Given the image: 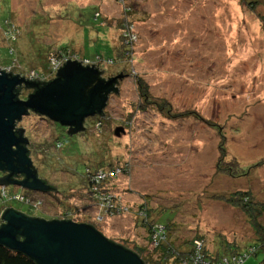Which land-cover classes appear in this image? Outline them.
Returning a JSON list of instances; mask_svg holds the SVG:
<instances>
[{"label":"rangeland","instance_id":"1","mask_svg":"<svg viewBox=\"0 0 264 264\" xmlns=\"http://www.w3.org/2000/svg\"><path fill=\"white\" fill-rule=\"evenodd\" d=\"M79 1L0 0V65L16 62L14 70L22 74L46 73L50 47L70 45L92 60L101 54L105 79L121 75L108 95L100 128L95 115L74 134L34 111L23 117L18 125L30 140L33 163L57 190L28 192L43 200L44 209L22 201L8 207L45 218L69 208L71 220L91 217L107 237L148 248L145 228L132 211L100 224L92 193H86L88 169L129 161L130 171L115 179L119 188L111 191L120 192L129 205L147 200L153 211L165 207L155 216L161 225L175 224L177 244L198 232H206L210 249L218 250L224 237L250 244L256 227L223 197L250 190L264 203V0L256 7L247 0ZM128 7L135 9L137 36L127 40L128 59L118 57L109 65L105 60L116 56L110 42L120 43ZM7 18L16 19L23 35L21 43H13V53L4 34ZM138 78L148 85L151 102L142 96ZM30 91L25 89L24 96ZM180 112L189 114L171 118ZM117 127L125 129L120 136ZM56 137L62 146H56ZM219 162L240 167L243 175L219 170ZM263 258L259 252L245 264Z\"/></svg>","mask_w":264,"mask_h":264},{"label":"water","instance_id":"2","mask_svg":"<svg viewBox=\"0 0 264 264\" xmlns=\"http://www.w3.org/2000/svg\"><path fill=\"white\" fill-rule=\"evenodd\" d=\"M66 62L42 87L0 69V166L5 163L9 170L26 173L33 179L24 185L28 188L42 190L47 186L32 168L28 149L21 144L25 141L14 131L16 121L33 110L62 126L73 127L69 129L71 134L84 131L85 119L104 110L109 93L121 78H103L99 65ZM20 84L36 90L26 100L18 99L15 88ZM123 132V127L115 130L117 136ZM5 209L0 215L4 221L0 225V244L27 254L37 264H145L136 252L110 240L91 224L34 218L11 206Z\"/></svg>","mask_w":264,"mask_h":264},{"label":"trees","instance_id":"3","mask_svg":"<svg viewBox=\"0 0 264 264\" xmlns=\"http://www.w3.org/2000/svg\"><path fill=\"white\" fill-rule=\"evenodd\" d=\"M247 2L249 3L250 6L256 7L261 2V0H247ZM128 8L127 10H125V13L129 15L127 17L128 20L121 21V25L119 27L120 37H121V41H119L120 43H118L117 45L114 43H111L108 38V34L106 33L107 34L106 38L108 39L107 41L110 42L111 47L116 51L115 57L112 56L105 60L109 65H112L115 62H117L118 57H123L122 58L123 61H126L128 59L130 47L128 44L126 45V43L130 36H126L124 32L126 31V29H128V24H134L133 23L134 20L132 19V17H133V13L135 10L133 8H131V10H128ZM97 13H99V15H97ZM97 16H101V13L98 10L95 11V17L97 18ZM102 23L105 24L104 22ZM20 28H21L20 25L16 23V19L15 20H12L9 18L5 19L4 34L6 36V40L10 44L11 53L15 51V48L13 47V43L15 44L17 42L21 43L22 41L21 36L23 37V35H21L22 33H21ZM10 35H16V37L13 39L12 36ZM71 53H75L77 55V59L82 65H83L82 62L85 59H88L90 63L84 64V66L94 64L97 66L99 65L98 68H100V60L102 58L101 54H97V58L95 60H92L86 56L80 55L78 50H76L70 45L60 46V47L51 46L47 54L48 55L47 64H49L52 56L53 57H59V56H64V55L69 56ZM1 65H0L1 67H6V66L16 67L17 66L16 62H13L11 64H1ZM44 72L46 73H41L42 78L33 79V80L27 77V74H29L30 71L26 73L24 72V74L17 72V71L16 73L9 72V74L19 75L20 77H24L28 79L30 82L38 83L39 86L42 87L43 85H45L47 82H49L52 79L51 75L47 76V74H50L53 71L47 69ZM137 82L140 88V92L142 96L144 97V99L146 100V102H151L149 101L150 93L148 91V87H147L148 85L145 83V81L142 78H138ZM21 88L22 87H18L15 91L17 98H20ZM24 88L29 89L32 92L36 90L35 88L30 87L28 85H26ZM159 105H160L161 110H164L166 108L165 105H167V102L164 101L163 103ZM167 112L168 114H171L170 109H168ZM186 114H189V112H180L177 114H173L171 115V118H175L177 116L182 117ZM104 116H105L104 111H102L99 115L97 114V118L98 117L100 118L98 123H101L100 125L102 126H103ZM97 124H96V128H100V125L98 126ZM60 140L61 139L59 137H56V140H55L56 146L63 145V143ZM220 149L222 150L220 159L223 160V158L224 159L226 158L225 149L222 145ZM28 154L30 155V151H28ZM235 162L238 164L237 160H235ZM110 165L113 166L114 163H111ZM107 166H109V164L101 165L92 170L87 168L88 169L87 177L89 179V181H86L88 184V188L86 192L87 194H89V190L91 189L90 188L91 187V182H90L91 176L89 175V173L96 174L101 167H107ZM234 167L235 166H233L232 164L225 165L222 162L218 163L219 170L227 172L235 177L242 176L243 174H240L239 170L242 172L244 170L241 169L240 167L238 168H234ZM106 185H107L108 190L119 188L118 186H115V179L111 181H106ZM55 196L58 197L57 194ZM223 199L228 204H232L235 207H239L245 213V215L248 216V219L251 221L253 226L256 227V236L254 237L253 240L250 241V244H248L247 246L240 245L238 241H236L237 239H235V241L234 240L229 241L227 237H224L226 239H222V238L220 239L222 244L218 243V247H219L218 250L215 249V246H213L214 248L210 249V245H208L206 241V236H205L206 232H202L203 234L198 232L194 236V238L186 239L180 244H177L175 240L173 239V233L177 229V227L175 226L174 223H171V221H168V223L165 224L166 236L164 238H160L159 236L155 238L153 237L154 233L158 231V229L155 227V224L160 223L159 221L161 219V217L160 219H157L156 216L162 213L165 207L160 208V210L156 209L155 211H153L152 210L153 208L149 206V202L147 200H145V202H141L138 205L131 203L132 205L130 204L131 205L130 206L129 203L124 202L122 199V202L124 203V205L128 206L129 209L128 210L126 209L118 210V211H120L121 214H123L124 211L125 213L132 211L134 213L135 219H138L141 221L146 231V239L148 241V248L146 247V245H138V244H135L134 247L130 248L128 247V245L121 244L120 242H117L116 240L110 237L108 238L136 252L142 258L145 264H203L204 262H208V264H226L227 261L230 262L231 264H245L251 258V256L257 255L259 254V252H264V225L260 223V218L264 214V203H259L258 201H255V196L250 190H238L229 196L223 197ZM68 209L69 208L63 209L60 212H58V215L53 216L51 218H45V219L61 220L65 217H68L69 214L71 216V213L67 211ZM114 212L115 211L111 210V213H114ZM77 221L82 222L79 220ZM103 222H100V224ZM85 223H88V224L92 223L91 225L96 227L91 217H89ZM122 239L127 241L126 238H122ZM232 247H234V249H232ZM0 264H37V262L23 252H20L18 250H13L5 245L0 244ZM259 264H264V258H263V261H261Z\"/></svg>","mask_w":264,"mask_h":264},{"label":"built area","instance_id":"4","mask_svg":"<svg viewBox=\"0 0 264 264\" xmlns=\"http://www.w3.org/2000/svg\"><path fill=\"white\" fill-rule=\"evenodd\" d=\"M128 10H130V8H128ZM97 15H99V13H97ZM124 34L126 36H131V38L134 40L137 36L135 26L133 24H128V29H126ZM10 36H12L13 39L16 37V35ZM67 60H78L77 55L75 53H71L69 56H52L48 64V69L53 71L52 73H56L66 63ZM82 63L88 64L90 63V61L88 59H85ZM0 69H5L8 72L16 73L13 66H0ZM27 77L30 79L42 78L41 74L39 75L38 73H36V71L33 70L30 71L29 74H27ZM100 124L101 123H98L97 125L99 126ZM128 171H130V163L129 161H126L119 165L101 167L96 174L89 173V175L91 176V189L89 190V193H92V204L95 208L94 214L98 217L99 220H101V222L107 220V217L109 216L121 215V212L118 210L129 209V207L124 205V203L122 202V196L117 193H113L111 190H108L106 185V181L117 179L120 175H123ZM14 201L26 202L36 209H39L43 206L42 199H34L28 192L18 190L13 192L9 191L7 187L0 185V207L4 210L6 207H8L9 203ZM112 208L116 209L117 211L111 213ZM2 211L0 213H2ZM68 216H70V214ZM155 227L158 229V231L154 233L153 237L156 238L159 236L160 238H164L166 236L165 225L157 223L155 224ZM203 264H208V262H204ZM226 264L231 263L227 261Z\"/></svg>","mask_w":264,"mask_h":264},{"label":"flooded vegetation","instance_id":"5","mask_svg":"<svg viewBox=\"0 0 264 264\" xmlns=\"http://www.w3.org/2000/svg\"><path fill=\"white\" fill-rule=\"evenodd\" d=\"M72 61V60H71ZM67 63V62H66ZM59 71V70H58ZM57 71V72H58ZM57 72L56 73H52V74H47V76H50L51 75V78L52 79H54L55 77H56V74H57ZM36 73H38L39 75H40V73L39 72H37L36 71ZM51 79V80H52ZM26 85H24V84H20L19 86H17L16 88H15V91H16V89L18 88V87H22L21 88V90H20V98H18V99H23V100H26V98L28 97V95L30 94V93H32V91H30L29 93H27L25 96H24V90L26 89V88H24ZM110 94V93H109ZM33 112V110H29L25 115H30L31 113ZM35 112V111H34ZM37 113V112H36ZM38 115H42V114H39V113H37ZM97 114L99 115L100 113L99 112H96L95 113V117L97 116ZM24 115V116H25ZM24 116H22L21 117V119H19V120H17L16 121V123H15V126H14V131H15V133L18 135V137L19 138H21L23 141H25V142H23V143H21L23 146H25L27 149H28V151H30V157H31V148H30V140L27 138V136H26V131H25V128L24 127H21V126H19L18 124L20 123V122H22V120H23V117ZM94 116V115H93ZM93 116H89V117H93ZM44 117V116H43ZM89 117H87V118H89ZM47 118V117H46ZM49 119V118H48ZM85 121H86V119H85ZM84 121V122H85ZM67 127V131H69V129H72V128H70V127H68V126H66ZM14 148V150H17V148L16 147H13ZM31 159H32V157H31ZM6 164L5 163H3L1 166H0V185H3V186H5V187H7L8 188V190H9V188H11L12 186H14V189H12V191L14 192V191H17V190H21V191H24V192H39L40 194H42V193H49V192H54V190L56 189V187H55V185H53L52 184V182H50L49 180H48V178L47 177H45V176H42L41 175V173L38 171V169L35 167V165H34V163H33V159H32V168H33V170H34V172H35V174H37V177L39 178V179H41L42 181H43V183L45 184V186H47L46 188H44V189H32V188H28V187H25L24 185H26V184H29L30 182H32L33 181V179L32 178H30L26 173H24V172H21L20 170H18V171H12V170H9V169H7L6 167H4ZM17 189V190H16ZM9 191H11V190H9ZM13 203V202H12ZM12 203H9V205H11ZM8 205V206H9ZM11 207H13V206H11ZM6 208H9V207H6ZM16 209V208H15ZM36 209V208H35ZM39 209H44L43 208V206L42 207H40ZM3 209L1 208L0 209V212L2 211ZM6 209H4V211H5ZM16 210H18V209H16ZM4 211L2 212V214L4 213ZM20 211V210H19ZM1 214V213H0ZM26 214V213H25ZM27 216H30V215H28V214H26ZM30 217H40V216H30ZM68 217H70V216H68ZM68 217H66L65 219H70V218H68ZM42 218H44L45 219V217H42ZM4 223V221H3V219L1 218L0 219V225L1 224H3ZM22 237V236H21Z\"/></svg>","mask_w":264,"mask_h":264},{"label":"bare ground","instance_id":"6","mask_svg":"<svg viewBox=\"0 0 264 264\" xmlns=\"http://www.w3.org/2000/svg\"><path fill=\"white\" fill-rule=\"evenodd\" d=\"M111 93V92H110ZM85 123V122H84ZM84 128H85V124H84ZM112 211H116V209H114V208H112L111 209ZM123 210H125V209H123ZM236 255V254H235Z\"/></svg>","mask_w":264,"mask_h":264},{"label":"crops","instance_id":"7","mask_svg":"<svg viewBox=\"0 0 264 264\" xmlns=\"http://www.w3.org/2000/svg\"><path fill=\"white\" fill-rule=\"evenodd\" d=\"M79 4H80V1L79 0H76ZM93 30H94V33H96V31H95V29L94 28H92Z\"/></svg>","mask_w":264,"mask_h":264},{"label":"clouds","instance_id":"8","mask_svg":"<svg viewBox=\"0 0 264 264\" xmlns=\"http://www.w3.org/2000/svg\"><path fill=\"white\" fill-rule=\"evenodd\" d=\"M63 219H65V218H63Z\"/></svg>","mask_w":264,"mask_h":264}]
</instances>
